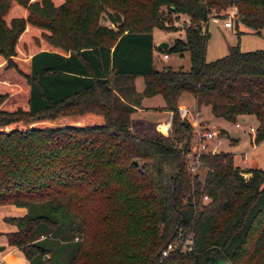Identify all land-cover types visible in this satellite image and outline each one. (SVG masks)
I'll return each mask as SVG.
<instances>
[{
    "label": "trees",
    "instance_id": "trees-1",
    "mask_svg": "<svg viewBox=\"0 0 264 264\" xmlns=\"http://www.w3.org/2000/svg\"><path fill=\"white\" fill-rule=\"evenodd\" d=\"M228 6L235 29L264 28V0H0V206L23 209L3 216L6 246L28 264H264V168L220 151L190 174L177 112L189 94L213 117L252 115L264 139V48L204 59L206 22ZM172 13L183 39L161 51H186V70L152 62L151 31L178 29ZM155 94L165 134L130 126ZM187 232L190 251L159 258Z\"/></svg>",
    "mask_w": 264,
    "mask_h": 264
},
{
    "label": "rangeland",
    "instance_id": "rangeland-1",
    "mask_svg": "<svg viewBox=\"0 0 264 264\" xmlns=\"http://www.w3.org/2000/svg\"><path fill=\"white\" fill-rule=\"evenodd\" d=\"M230 6L224 8V10H212L211 15L208 18L206 25H207V31H208V36L205 44V51H204V59L206 61L218 58L227 52H229L230 47L236 45L237 48L240 51H246V50H253V49H258V48H264V28L260 30L259 33H255L251 31L250 29L244 27L241 24L237 25V29L233 27V24L231 25L232 27H224L222 22L226 16V12L229 11ZM183 15H180L179 18L177 19L178 21H182L181 25H177L178 29L173 30V31H164L158 28H153L151 31V36H152V41L154 44L153 50H152V62L153 65L157 69H161L164 67H170L172 69H183L186 70L189 67V57L188 53L186 51L183 52H167V58L162 57V51L161 49H158L156 47V44L158 42L164 41L168 45H171L173 40L175 38L183 39V31L182 27L183 24H186L187 21H185ZM135 88L141 89L142 88V78L140 76L135 77ZM157 98H161L160 95H157ZM151 100V101H150ZM145 104H153L155 103V99H145L144 101ZM184 105V104H181ZM192 106V105H191ZM187 107V106H186ZM189 108V107H188ZM190 109V108H189ZM194 110V109H190ZM199 111V110H198ZM131 114V113H130ZM129 114V116H130ZM152 116V115H157V112L151 113L149 112L147 115ZM210 112L208 107H202L201 111L197 113V117L199 120V123L201 126L207 127L205 125V119L210 118L209 116ZM131 119V127L135 126H143L139 125L138 121L135 119L137 118L136 114L132 115ZM244 116V117H241ZM158 120H164L166 115L161 113L160 116H157ZM235 121L242 127L247 126V125H252L255 127V119L252 115L250 114H244L237 116ZM214 125H218L219 123L215 121ZM213 124V123H212ZM147 125V124H146ZM219 125H223L226 127L234 128L232 122H225V121H220ZM154 126L155 125H150ZM164 127V126H163ZM156 129V128H155ZM163 130V129H161ZM240 131V130H239ZM241 132V131H240ZM220 148L223 151H229L233 152L234 154H241V152L247 151L250 148V144L248 141V137L245 135L244 137H241L238 142L230 144L228 147L223 141ZM256 153V152H255ZM259 157L257 161L255 162V165H258L262 168H264V145L259 149L258 151ZM252 156H254L253 153H251ZM256 157V156H255ZM238 158H235L237 162ZM234 162V161H233ZM205 169L204 168H199L196 172V175L198 178H202L204 174ZM244 177H247L248 174L244 173ZM207 199L203 200L206 201ZM13 210H17L18 212H13V214H20L23 212L22 208L15 207L13 205H10ZM10 213V212H9ZM7 229H12L13 226L10 224H5Z\"/></svg>",
    "mask_w": 264,
    "mask_h": 264
},
{
    "label": "crops",
    "instance_id": "crops-1",
    "mask_svg": "<svg viewBox=\"0 0 264 264\" xmlns=\"http://www.w3.org/2000/svg\"><path fill=\"white\" fill-rule=\"evenodd\" d=\"M134 81H135V79H134ZM141 89L136 88L137 91H140ZM157 95H159V94H155V95H152L149 97H143L141 99V108H137L136 110L131 112L130 118L132 119V117H133L132 115L136 114L137 118L135 120L138 121L139 125H143V124L155 125V124L167 123V122L169 123L170 112H166L163 110H157V109L155 110V108H159L163 105L162 98H157L158 97ZM152 98L155 99V103H153V104H151V103L145 104L144 103L145 99H152ZM181 104H184V106H187L190 109H194L197 111L198 110L201 111L202 107L203 108L206 107V106H200L197 108L195 105L194 99L189 94H182L180 96L179 101H178V105H181ZM199 111H198V113H199ZM149 112H151V113L157 112V115H155V116L154 115L150 116V114L147 115ZM161 113L166 115L164 120H158L157 119L158 118L157 116H160ZM209 116H210V118L205 119V122H204L205 125L207 127L217 128L219 130V136L221 139V143L224 141L225 144L227 145V147L232 143L238 142L239 139L241 137H244L245 135L248 137L250 148L247 151L241 152V154H234L233 152L224 151V152L231 153L234 164L237 165L239 168L260 167L258 165H255V162L257 161V159L259 157V153H258L259 149L264 145V139L259 140L257 142L253 141L254 133L249 131L247 129V126H244V127H242L240 125L235 126V124H234L236 122L235 120L232 122L234 128H230V127H226L223 125H219L220 121L227 122L226 120L219 118V117H213L211 114H209ZM241 117H244V116H241ZM215 121L218 122L219 124L214 125V124H217V123H215ZM251 153H253L254 156H252ZM235 158H238L237 162H236ZM260 168H262V167H260ZM13 212H18V211L13 210V208L10 207V204L0 206V244L5 245L4 234H5V232L10 231V229H7L8 227L5 225L8 223L3 221V216H5V215H17V214H13ZM0 264H28V263H27L26 259L22 256V254L20 252H18L14 247H10V246L5 245L4 248L2 250H0Z\"/></svg>",
    "mask_w": 264,
    "mask_h": 264
},
{
    "label": "built area",
    "instance_id": "built-area-1",
    "mask_svg": "<svg viewBox=\"0 0 264 264\" xmlns=\"http://www.w3.org/2000/svg\"><path fill=\"white\" fill-rule=\"evenodd\" d=\"M180 15L178 13H172L171 16L173 18H179ZM184 20L187 21L185 15ZM236 18V10L234 6H230L229 11L226 12V16L222 22L224 27H231L232 20ZM175 20L174 24L181 25L183 22ZM162 57L166 58L167 53H162ZM177 112L180 118L185 119L191 126V139L189 150L186 152L184 156L185 167L190 174H196L200 165V157L202 155H211L218 153L221 150V139L219 136V130L214 127H204L201 126L197 117V110H190L188 107L184 105L177 106ZM160 124L165 125L163 130H161ZM155 124L156 130L165 134L169 129V123H160ZM235 126H239L237 122L234 123ZM247 129L254 133V126L247 125ZM207 199L204 195L202 196V200ZM192 234L187 232L184 234L182 239H178L177 241H167L165 245L159 251V258L165 257L170 250H172L177 244H179L180 252H188L192 248Z\"/></svg>",
    "mask_w": 264,
    "mask_h": 264
},
{
    "label": "water",
    "instance_id": "water-1",
    "mask_svg": "<svg viewBox=\"0 0 264 264\" xmlns=\"http://www.w3.org/2000/svg\"><path fill=\"white\" fill-rule=\"evenodd\" d=\"M167 43L166 42H164V41H161V42H158L157 44H156V47L158 48V49H164V48H166L167 47ZM4 244H0V250H2L3 248H4ZM45 259L47 258V255H44L43 256ZM214 263L215 264H224V260H219V259H217V258H214Z\"/></svg>",
    "mask_w": 264,
    "mask_h": 264
},
{
    "label": "bare ground",
    "instance_id": "bare-ground-1",
    "mask_svg": "<svg viewBox=\"0 0 264 264\" xmlns=\"http://www.w3.org/2000/svg\"><path fill=\"white\" fill-rule=\"evenodd\" d=\"M163 126H165V125H163V124L160 125L161 129H163Z\"/></svg>",
    "mask_w": 264,
    "mask_h": 264
}]
</instances>
